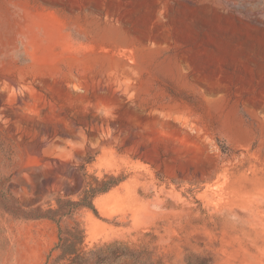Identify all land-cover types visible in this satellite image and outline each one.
I'll return each mask as SVG.
<instances>
[{"label":"rangeland","instance_id":"rangeland-1","mask_svg":"<svg viewBox=\"0 0 264 264\" xmlns=\"http://www.w3.org/2000/svg\"><path fill=\"white\" fill-rule=\"evenodd\" d=\"M60 239L264 264V0H0V264Z\"/></svg>","mask_w":264,"mask_h":264},{"label":"trees","instance_id":"trees-1","mask_svg":"<svg viewBox=\"0 0 264 264\" xmlns=\"http://www.w3.org/2000/svg\"><path fill=\"white\" fill-rule=\"evenodd\" d=\"M55 250L61 251L58 259L67 260L68 264H162L154 251L144 247L133 248L118 241L82 252L73 243L67 244L60 239L51 252ZM186 264H212V260L205 256L190 255L186 258Z\"/></svg>","mask_w":264,"mask_h":264}]
</instances>
